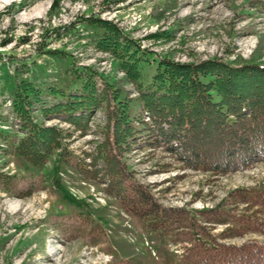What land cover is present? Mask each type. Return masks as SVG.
Segmentation results:
<instances>
[{"label":"rangeland","instance_id":"374dc122","mask_svg":"<svg viewBox=\"0 0 264 264\" xmlns=\"http://www.w3.org/2000/svg\"><path fill=\"white\" fill-rule=\"evenodd\" d=\"M256 1L0 0V169L10 175L8 187L0 181V264H185L190 246L151 227L154 217L125 211L103 184L77 170L88 166L87 153L102 140V109L91 117L86 133L63 118L39 115L37 121L62 130V148L40 166L21 157L16 148L26 133L4 88L5 68L14 75L19 67L24 78L67 91L82 85V80L68 78L76 70L105 78L124 76L111 53L96 46L93 31L82 21L89 16L112 20L149 50L142 64L146 84L163 56L188 62L211 57L234 61L241 55L264 63V11L254 6ZM38 5L47 11L26 18ZM161 30L171 35L148 37ZM49 50L59 52L52 55ZM126 86L137 95L132 84ZM125 160L168 206L230 210L234 189H264V163L216 175L186 168L163 147L135 148ZM224 228L217 225L212 233ZM249 240L264 243V235L249 232L228 242Z\"/></svg>","mask_w":264,"mask_h":264},{"label":"trees","instance_id":"16d2710c","mask_svg":"<svg viewBox=\"0 0 264 264\" xmlns=\"http://www.w3.org/2000/svg\"><path fill=\"white\" fill-rule=\"evenodd\" d=\"M254 6L264 11V0ZM82 21L93 31L96 46L111 53L125 75L105 78L94 71L76 70L68 78L80 79L82 85L67 91L47 81L24 78L19 67L14 75L5 68L4 88L26 133L17 153L40 166L62 148V130L37 121L39 115L63 118L86 133L91 117L102 109L106 115L102 140L87 153L91 156L88 166L77 167L85 178L103 184L105 193L117 198L125 211L140 218L154 217L151 227L173 236L175 243L189 242L185 264H264L263 242H228L249 232L264 235V189H234L229 194L230 210L168 206L149 184L137 179L125 160L135 148L163 147L186 168L216 175L264 162V63L241 55L234 61L211 57L188 62L163 56L146 84L142 64L149 50L139 39L109 19L89 16ZM169 35L161 30L148 37ZM48 52L57 55L59 51ZM126 84H132L137 95ZM9 179L0 169V181L6 187ZM241 205L244 211L239 210ZM217 225L225 228L213 234Z\"/></svg>","mask_w":264,"mask_h":264},{"label":"bare ground","instance_id":"6f19581e","mask_svg":"<svg viewBox=\"0 0 264 264\" xmlns=\"http://www.w3.org/2000/svg\"><path fill=\"white\" fill-rule=\"evenodd\" d=\"M8 1H10V0H8ZM42 8L43 7L41 5L35 6L34 9H32L30 11V13L27 15V17L26 16L25 17L26 18H34L40 14H43L45 11H47L46 9L42 10Z\"/></svg>","mask_w":264,"mask_h":264}]
</instances>
